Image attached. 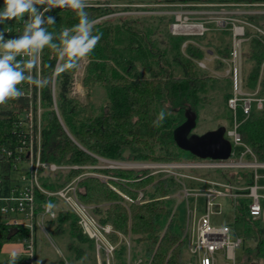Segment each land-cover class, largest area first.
Instances as JSON below:
<instances>
[{
	"label": "trees",
	"instance_id": "trees-1",
	"mask_svg": "<svg viewBox=\"0 0 264 264\" xmlns=\"http://www.w3.org/2000/svg\"><path fill=\"white\" fill-rule=\"evenodd\" d=\"M147 1L161 4L200 0ZM109 3L88 2L86 11L90 19L96 21L112 14L114 11L106 7ZM45 15L55 17L54 24L46 25L54 35L78 23L75 12L68 8H57ZM249 19L258 24L256 18ZM173 22L171 15H147L96 24L94 31L102 36L86 58L83 78L89 91L86 103L73 95L78 68L58 73L55 52L48 48L42 52V77L49 80L42 88L43 160L74 168L46 176L41 182L48 190L57 191L79 179V200L93 207L101 225L112 228L107 235L114 246L111 264H135L139 259L145 264H182L188 259L187 244L181 215L174 213L175 200L167 198L178 187L173 178H156L148 170L100 169L99 159L198 160L180 149L174 137L175 130L186 122L187 113H194L198 121L204 109L215 101V93L222 105L218 104L213 112L214 119L231 118L227 106L231 82L212 76L196 63L208 51L228 57L231 33L212 32L215 42L213 39L209 43L211 48L205 50L192 37L173 35L169 28ZM247 32L249 40L243 46L245 87L251 91L259 88V93L264 94V37L250 29ZM222 67L220 62L215 65L216 69ZM96 87L105 92V103L98 107L90 102ZM13 110L16 108L11 105L0 106V114L4 115L0 116V150L12 134L9 116ZM161 112L164 119L157 122ZM222 126L225 127L219 124L216 129ZM240 134L258 161L264 162V112L253 110L242 123ZM88 174L114 179L105 181ZM220 176L233 185L253 184L250 171ZM139 192L145 193L147 203H129L123 196L137 200ZM45 200L44 195L37 194V210ZM51 202L57 212L55 219L47 221L51 234L57 237L67 233L72 238L68 251L75 259L81 260L88 249L96 260V242L83 232L78 216L59 198H51ZM249 202L248 199L237 202L233 225L238 230L239 221L243 224L241 233L238 232L244 239V264H264V221L250 215ZM28 238L26 229L0 224V252L5 245L24 243Z\"/></svg>",
	"mask_w": 264,
	"mask_h": 264
},
{
	"label": "built area",
	"instance_id": "built-area-1",
	"mask_svg": "<svg viewBox=\"0 0 264 264\" xmlns=\"http://www.w3.org/2000/svg\"><path fill=\"white\" fill-rule=\"evenodd\" d=\"M192 2L199 6H195ZM175 3H161L182 10L177 18L173 16L174 22L170 25L173 35L204 36L209 31V26L206 27L209 22L201 21V24L192 22L191 20L195 18L192 16L195 13L212 14L211 24L216 25L222 31L231 33L228 57L213 55L208 51L204 59L196 61L200 69L210 72L218 79H227L231 82V94L227 101L231 112V128H226L225 131V138L232 146L231 155L225 160L199 158L178 162L126 163L128 169L148 170L150 175L156 178L170 177L177 183V190L167 198L175 200L174 213H180L179 208L182 203L186 207L183 226L188 259L182 264H227L231 262L235 264L236 252L242 248L244 239L234 225L216 224L213 215L222 214L225 201L229 202L235 213L237 202L240 199H248L250 215L264 221V192H260L264 191V184L259 185V181L264 180V173H260V170H264V162L258 161L240 134L242 123L253 110L264 112V94L259 93V88L251 91L245 87L243 71V46L249 40L247 30L250 29L254 31V34L264 37V29L249 19L264 16V0H200L179 2L180 5ZM195 7L202 9L199 10L202 12L194 11ZM2 8L3 6L0 5V9ZM166 13L171 14L170 11ZM23 26L24 21L20 19L6 21L0 24V32L5 33L6 39L15 37L22 34ZM175 26H183L191 30L190 32L176 31ZM183 47H186V43ZM217 62L223 66L221 69L215 68ZM36 73L42 76V54L34 69V74ZM19 87L24 91V96L5 104L14 106L16 110H13L9 116L12 123V134L0 150V224L21 227L29 232L26 242L10 244L21 246L20 252H14L17 257L16 263L38 264L36 237L39 231L46 234L47 221L57 217L54 208L51 212H47L44 207L54 197L59 198L69 210L78 216L83 232L94 239L100 247L99 244L104 239L102 231L105 230L109 234L112 228L109 225H101L92 212L93 207L79 200V179L57 191L48 190L43 186L42 178L53 177L58 172H66L74 167L59 166L43 160L42 89L27 83ZM55 109L57 110L56 106ZM239 111L242 113V118H239ZM0 116L4 115L0 114ZM106 161L111 164L120 162ZM1 163L6 166H1ZM111 168L121 169L113 165ZM244 171L252 172L253 184L233 185L220 176V174ZM88 175L105 181L114 179L108 176H97V174ZM39 193L44 195L46 200L40 205V210H37V194ZM123 196L129 203L148 202L144 192H139L137 200ZM235 218L236 214L234 220ZM12 254H9V261Z\"/></svg>",
	"mask_w": 264,
	"mask_h": 264
},
{
	"label": "clouds",
	"instance_id": "clouds-1",
	"mask_svg": "<svg viewBox=\"0 0 264 264\" xmlns=\"http://www.w3.org/2000/svg\"><path fill=\"white\" fill-rule=\"evenodd\" d=\"M88 7L87 0H3L0 24L20 19L24 26L22 34L15 37L6 39L5 33L0 32V106L23 97L25 93L19 86L24 83L41 89L48 85L47 78L34 74L44 49L55 52V71L58 73L77 69L80 62L91 55L102 33L94 31L96 22L90 19L86 11ZM57 8L71 9L78 23L70 28L64 27L54 35L46 25L54 24L55 17L45 14ZM163 119L164 113L161 112L157 122ZM44 207L51 212L55 205L49 201ZM16 259L13 253L10 264H16Z\"/></svg>",
	"mask_w": 264,
	"mask_h": 264
},
{
	"label": "rangeland",
	"instance_id": "rangeland-1",
	"mask_svg": "<svg viewBox=\"0 0 264 264\" xmlns=\"http://www.w3.org/2000/svg\"><path fill=\"white\" fill-rule=\"evenodd\" d=\"M192 3L195 6H199L195 2H192ZM175 4L180 5L179 2H176ZM106 7L113 10L114 12L112 14H108L105 17L97 19L95 21L96 24L103 23L108 20H114V22L118 23V20L120 19L126 20L130 18H140V17L147 16V15H164V14L167 15L168 14L166 13L167 11L171 12V14H168L169 16L171 15L177 18V16L180 15L182 12V10L178 7L170 6L167 4L148 3L147 0H145L142 3L140 1H129V2L110 1L109 5H106ZM195 8L196 9L194 11L197 10L196 12H202V11H199V10H202L199 7H195ZM230 9H233V8H230ZM204 11H211V10H204ZM192 18H193L191 20L192 22H198L199 24H201V21L209 22L207 25L205 24L206 27L209 26V31L206 32L204 36L192 37L193 38L192 41L197 42V43L200 42L199 44L205 50L211 48L209 43L213 42V39H214L212 32H226V31H222L221 29H219L216 25L211 24V22H213L212 14L195 13L193 14ZM257 20H258V26L264 29V16H258ZM214 42H215V39H214ZM210 53L213 55H218V54H214L211 51ZM87 64H88L87 59L86 58L83 59L78 67V70L74 74L75 83L73 87V90H74L73 95L77 96V98H79L81 102L83 103L88 102V94H89L88 89L83 84L85 67L87 66ZM213 96L215 97V101L210 107L204 109L201 117L197 121V126L193 130V133L202 135L208 131L215 130L219 124H223L225 128L227 129L231 128L230 120H227L224 118L220 120L214 119L213 112L216 111L217 107L219 106L218 104L222 105V101L220 98L217 97L215 93H213ZM90 102L96 107L103 105L105 103L104 90L99 87L94 88L92 90ZM238 113H239V118H242L241 111H239ZM111 165L117 168H121V169H128L126 162H118L117 164H111L104 159H99V165L97 168L112 169ZM260 173L261 174L264 173V170H260ZM98 175L100 176V174H97V176ZM263 184H264V180H260L259 185H263ZM260 192L263 193L264 191H260ZM190 201H192V199ZM102 207L105 208L106 205ZM185 208L186 207L184 203H182L179 208L182 223H185V218H184ZM234 215H235L234 210L231 208L229 202L225 201L222 214L221 213L214 214L213 219L216 222V224L220 226L233 225L235 221ZM96 219L98 220V217H96ZM242 227H243V224L241 221H239L238 230L240 233L242 231ZM102 233L104 235V239L99 244L100 247L95 241L96 242V260L94 259V255L88 249H87L85 256L81 260H77L74 258L73 254L70 253V251H68V245L73 241L72 238L67 233L62 234L61 236L54 237L51 234L50 228L47 226L46 234H43L41 231H39L36 237V241L38 243V264H111L114 246L109 242L107 238L108 232L103 230ZM20 250H21V246L19 245H5L0 252V262L1 263L8 262L9 254L14 253V252H20ZM244 260L245 258L243 254V249L240 248L236 252L235 264H244ZM220 261L222 262V260ZM135 264H145V263L143 259H139ZM227 264H233V262L227 263Z\"/></svg>",
	"mask_w": 264,
	"mask_h": 264
},
{
	"label": "water",
	"instance_id": "water-1",
	"mask_svg": "<svg viewBox=\"0 0 264 264\" xmlns=\"http://www.w3.org/2000/svg\"><path fill=\"white\" fill-rule=\"evenodd\" d=\"M197 126V116L187 113L186 122L174 132V137L180 149L190 152L200 159H228L231 155L232 146L225 138V127H219L202 135L192 133Z\"/></svg>",
	"mask_w": 264,
	"mask_h": 264
},
{
	"label": "bare ground",
	"instance_id": "bare-ground-1",
	"mask_svg": "<svg viewBox=\"0 0 264 264\" xmlns=\"http://www.w3.org/2000/svg\"><path fill=\"white\" fill-rule=\"evenodd\" d=\"M174 29L176 31L190 32L191 29L183 27V26H175Z\"/></svg>",
	"mask_w": 264,
	"mask_h": 264
},
{
	"label": "crops",
	"instance_id": "crops-1",
	"mask_svg": "<svg viewBox=\"0 0 264 264\" xmlns=\"http://www.w3.org/2000/svg\"><path fill=\"white\" fill-rule=\"evenodd\" d=\"M97 0H87V2H96ZM108 1H124V2H129V1H140V0H108ZM0 3H3V0H0Z\"/></svg>",
	"mask_w": 264,
	"mask_h": 264
},
{
	"label": "flooded vegetation",
	"instance_id": "flooded-vegetation-1",
	"mask_svg": "<svg viewBox=\"0 0 264 264\" xmlns=\"http://www.w3.org/2000/svg\"><path fill=\"white\" fill-rule=\"evenodd\" d=\"M192 133H193V131H192Z\"/></svg>",
	"mask_w": 264,
	"mask_h": 264
}]
</instances>
